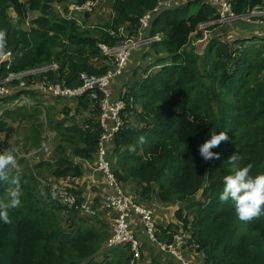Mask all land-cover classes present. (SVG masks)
<instances>
[{"label":"trees","instance_id":"1","mask_svg":"<svg viewBox=\"0 0 264 264\" xmlns=\"http://www.w3.org/2000/svg\"><path fill=\"white\" fill-rule=\"evenodd\" d=\"M86 1L0 0V30H6L5 54L11 53L10 61L0 65V76L57 63L59 73L49 74L50 80L78 88L81 74L101 76L109 68L99 65L108 60L99 44L125 40L119 29L137 31L140 19L165 0H112V20L95 31L58 16L53 8L57 3ZM231 4L236 15L264 9V0H232ZM11 9L18 14L20 26L11 20ZM27 17L31 21L26 30L21 25ZM217 18L215 7L193 0L164 10L154 19L150 35L161 39L151 43V51L158 59L146 72L157 69L129 90L133 102L127 100L121 112L123 123L113 138V174L120 184L134 182L145 201L155 197L163 203L186 204L175 212V223L157 225L158 240L171 243L179 222L190 233L189 244L202 255L200 264H264V212L241 221L234 203L219 199L223 178L231 173L227 161L233 154L241 157L240 166L252 164L251 176L264 174V37L238 38L231 44L212 37L200 59L192 41L203 39L200 25ZM26 95L36 105L7 109L4 118H20V128L28 132L26 149L34 152L36 163L23 157L17 168H11L9 179L0 181V202L5 204L11 202L13 177H19L21 187L20 205L7 209L11 223L0 220V264H130L133 255L128 247L108 250L96 259L109 234L102 229L109 227L94 225L77 209L54 201L58 191L51 186L46 185L44 193L41 188L45 176L70 183L81 178L80 161L95 160L104 132L99 119L103 96L91 100L87 93L70 101L73 105L63 106L62 119L51 120L56 157L42 161L38 143L43 136L37 125L42 123L46 100L35 91H25L0 100V106ZM20 128L0 121L2 151L14 149L9 138ZM211 131L226 132L228 140L212 149L219 159L205 162L199 145L210 139ZM67 190L84 201L73 184Z\"/></svg>","mask_w":264,"mask_h":264},{"label":"built area","instance_id":"2","mask_svg":"<svg viewBox=\"0 0 264 264\" xmlns=\"http://www.w3.org/2000/svg\"><path fill=\"white\" fill-rule=\"evenodd\" d=\"M20 3H26L28 0H18ZM174 0H165L159 3V6L169 7ZM232 0H207L211 6L217 10L218 18L209 23L200 25V30L204 32L203 39L199 41H205L209 33L207 28L212 25L227 24L233 21H242L245 23H257L264 24V9L254 8L248 10L242 15H236L233 12ZM158 7L154 10L156 11ZM98 0H88L84 3H70L66 6H58L54 11L62 17L68 19H74L75 15H90L97 11ZM152 12L146 13L140 19V29L147 27L152 17ZM40 15L38 13L35 18ZM11 20L16 23L19 20L18 14L11 9ZM30 17L26 18L27 23H30ZM28 23V25H29ZM126 27L119 29L120 35H125V40L120 41L114 45H108L101 43L99 48L103 55L107 57L109 68L105 74L101 76L81 74L80 79L82 85L78 88H69L64 86L60 82H53L49 78V74L56 75L59 73V66L57 63L44 64L35 68H28L20 72L8 73L5 76H0V100L11 97L15 93L35 91L41 96H52L55 99H62L72 101L75 98H81L85 94L89 93L91 100H96L99 95L103 96L100 106L102 108V114L100 116V123L103 128V134L99 141L98 153L95 156L94 168L103 173L110 184L115 187L114 194L109 195L103 204L105 210L112 214L111 219V232L108 235L105 247L107 250H111L117 247H128L133 259L130 264H139L143 258V247L140 240L131 228V214L134 213L139 217L141 224L144 226L146 234L149 238L158 243L160 249L164 252L170 253L181 264H199L194 258L188 259L185 256L184 251L196 252L194 247L189 244L190 233H186L181 223H178V231L173 236L171 243L168 241L158 240L156 237L157 222L154 219V211L147 205L139 203L136 199L122 188L113 172L111 171V165L107 160L106 141L112 140L115 133L122 125L121 112L126 108L128 92L124 89L117 101H111L112 90L111 83L118 76L121 75L129 63L131 51L133 48L141 44L153 43L158 41L159 38L148 39H135L124 34ZM111 35H115L113 31ZM264 37V33L261 35ZM11 53L8 52L0 58V65L3 62L10 61ZM132 103L133 100L129 98ZM0 153L2 150L0 149ZM89 162V161H88ZM67 185L62 186L55 193L53 200L57 201L60 205L67 207L69 210L77 209L81 216L84 217H97V210L88 202H79L77 197L68 192L69 187ZM70 182V181H69ZM175 223V222H171ZM169 225V224H168ZM193 255V254H192ZM194 256V255H193Z\"/></svg>","mask_w":264,"mask_h":264},{"label":"crops","instance_id":"3","mask_svg":"<svg viewBox=\"0 0 264 264\" xmlns=\"http://www.w3.org/2000/svg\"><path fill=\"white\" fill-rule=\"evenodd\" d=\"M110 1L112 4V0H110ZM189 1H193V0H174L169 7L161 6L162 7L161 12H163L164 10H167V9L175 8V7L180 6V5H184ZM202 1L207 2V0H202ZM177 3H179V4H177ZM111 4L109 3V0H98V8H97V11L90 18V23H89L90 26L88 27L89 29L94 28V25L91 24V20L94 17V15L95 16L98 15L99 17H101V20H102V19L106 18V15H108L109 11H111V13H112L111 17L114 16L112 8H111ZM58 6L63 7L65 5L60 4V3L54 4V6H53L54 10ZM157 15H155L153 18H155ZM78 16L79 15H75L74 19L77 20L78 25H80V21L78 19ZM153 18L151 19V21L149 22V25L147 27H143L142 29H138L137 31L133 32L132 34L129 31V28L127 29V27H126L124 34H126L127 36H129L131 38H144V37L150 38V37H152L149 35V32L151 31L152 26H153V21H154ZM103 25H107V23H104ZM226 25H227L226 29L230 28L233 25H239L238 28L236 29V31L233 33L234 37H232L231 40L232 39H238V38H241L245 35H248V32H254L255 36H261L264 33V24L245 23L242 21H233V22L227 23ZM229 33H231V32H229ZM143 46H149L150 47V44L149 45H143ZM143 46H141V47H143ZM150 50L151 49H149V51ZM130 59H131V61H129L128 65H130V63L133 60L132 52H131ZM147 59H149V58H147ZM99 65H101V66L102 65H109V63H108V61L103 60V61H99ZM128 65L124 69L123 73L121 75H118L111 83V90L113 93L111 101H117L120 97V93L125 88L124 86L128 85V84L130 85L131 82H133L132 80H136L135 78H137V77H135L132 80H130V78H128V74H129V70L127 69ZM146 66H149L147 60H142V62L139 64V69L143 70V68H146ZM156 69L157 68H153L151 71H155ZM15 95H17V93H15L13 96H15ZM13 96H11V97H13ZM38 97H41L43 99H46V98L50 99L51 102H53L54 104L57 103L56 106L59 108V110H61L63 108V106L61 108L60 107L61 105L58 102L64 103L65 105L66 104L73 105L70 101L62 100V99L57 100L52 96H41L39 94ZM22 99L23 98H18L12 104H9V105L14 106L13 104H15V105H18L20 103L24 104L22 102ZM30 100L31 99H28L27 101H30ZM34 101H36V100H34ZM36 103H37V101H36ZM1 108H8V107H7V105H3V106H0V110H1ZM5 110H7V109H5ZM5 110H4V112H5ZM4 112H3V115L0 117V121L4 120L6 122H9L8 119L4 118ZM12 136H16V135L14 134ZM1 137L2 136L0 135V138ZM12 139H13L12 137L9 138V144L14 147V150H15L14 153H16L17 161L22 159L23 157H27L32 164H35L36 161H35V163H33V160H32L33 159L32 155H34V152H32V151H28V153L26 151L19 152L20 149H18L16 147L17 146L16 140H20V139L24 140V138L20 137V138H16V140L15 139L12 140ZM105 145H106V149H107V160L109 161V163L111 165V171L113 172L114 166L116 164L113 139L106 141ZM2 152H4V151H2ZM80 162L83 166V172H84L83 176L81 178L74 179L71 183L68 181V184H69V186L73 184V186L77 187V190L82 193L84 201L90 203L97 210V217H90V218L86 217V218L91 219L92 223L94 225H96V224L102 225L103 224V225L109 227V228H105V229H106V231L108 229V233L110 234L112 214L109 213L107 210H105V208L103 207V204H104L105 199L109 195H112L115 193L116 189L114 186H112L110 184L107 177L103 173L97 171L94 168L93 162H88L85 160L80 161ZM14 168H17V166ZM50 182H52V183H50ZM65 184L67 185V179H56V178H53L52 176H50V177L45 176L42 178L41 188H45L46 185H49L53 189H55V188L60 189L62 186H65ZM122 188L124 189V191L131 194L136 199L137 202L149 206L154 211V219L157 222V225H160L163 227H167L168 224H170L171 222H176L177 220L175 218V212L179 208L184 207L186 205L185 203H179V202L163 203V202H160L157 199H155V197H152L150 200L145 201L144 199H142L138 195L137 187H136V184L134 182H128L126 184H122ZM130 221H131L132 231L136 234V236L140 240L141 246L143 247V249H142L143 258L139 262V264H155V261H156V264H169L168 258H172L173 260H177L170 253L162 251L160 249L158 243L149 238V236L146 234L145 228L141 224L138 216H136L134 213H132ZM184 253L186 254L185 256L188 259L194 258V260L197 263H199V264L201 263L202 255L200 253L189 252L188 250H185ZM153 261H154V263H152ZM178 262L181 264L180 261H178Z\"/></svg>","mask_w":264,"mask_h":264},{"label":"rangeland","instance_id":"4","mask_svg":"<svg viewBox=\"0 0 264 264\" xmlns=\"http://www.w3.org/2000/svg\"><path fill=\"white\" fill-rule=\"evenodd\" d=\"M109 3L111 4L110 0H109ZM179 3H177V4H179ZM161 10H162V7L160 6V7H158V9L156 11H153L151 19L155 15H157V14L159 15L161 13ZM93 14H90L89 16L88 15H84V16L83 15H79L78 16V19L80 21V25L82 26V29H84V30L88 29V30H91V31L99 30L101 27L104 26L103 25L104 23L108 24L111 21V19L113 18V17H111V14H112L111 11H109V14L106 15V18H104L102 20H101V17H99L98 15H96V16L94 15V17L91 20V24L94 25V28L93 29H89L88 27L90 26V24H89L90 23V18H91V16ZM155 18H153V20ZM151 19H150V21H151ZM18 23H19V20L16 23H14V25L15 26H20V23L19 24ZM28 23H27V21L25 23H23V25H21V28L27 30V28L30 27V23H29V25H28ZM238 26L239 25H233L230 28L226 29V27H227L226 24H218V25H216V28H215L214 32H209L208 34H206L207 38H206L205 41H197V42L192 41V48H194L196 50L199 58L202 59L203 56H204V51H205V48H206V46L208 44L209 39H211L212 37H217L221 41H224V42H227V43L231 44V43H233L234 40H236V39H232L231 40V38L234 37L233 33L236 31ZM151 31H152V29H151ZM151 31L149 32V35H150ZM229 32H231V33H229ZM254 36H255L254 32H248V35H245V36H243L241 38H245L246 37L245 39L250 40V39H253V38L257 37V36L256 37H254ZM148 38L144 37V38H141V39H148ZM135 39H139V38H135ZM149 44H150V47L149 46H143V45H149ZM141 46H143V47H141ZM149 49H151V43L138 45L137 47L133 48L132 51H131L132 52V56H133V60L130 63V65H128V67H127V69L129 70L128 78H130V80H132L135 77H137V78H135L137 81L136 80H132L133 82H131L130 85L128 84V85L124 86L125 87L124 89H126L127 92H128L127 100L130 98V96H129L130 88L132 89L136 83L140 82L148 74H150V72H152L151 70L146 72V70L148 68L152 67L151 65L158 59V56H156L151 50L149 51ZM147 53H149L148 56L146 55ZM147 58H149V59H147ZM142 60H147V62L149 64V66H146V68H143V70L139 69V64L142 62ZM129 61H131V59H129ZM121 93H120V95H121ZM29 98H31V100L27 101ZM34 100L35 99L31 95H26V97H24V99H22V102H24V104H20L18 106H16L15 104H13L14 106L7 105L8 108H1L0 117L3 115V112H4L5 109H10L9 111H17V108L21 107V106H27L28 108L31 109L32 107H34L36 105V101H34ZM45 100H46L45 103L47 105H50V106H47L46 104L42 103L46 107V109L43 111V117L41 119L42 123L39 122L38 125H37V127L40 129V132L42 133V136H43V139L38 144H39L41 160L42 161H51V160L54 159V157H56V153H55L56 148L55 147L57 145V142H56V139H55V133H54L53 128H52L53 125L51 124V120L56 121V120L62 119L63 116L59 113L60 110L56 106L57 103L54 104L53 102H51L50 99H47V98ZM58 103L61 105L60 106L61 108H62V106L65 105L64 103H60V102H58ZM50 108H51V110L47 111ZM23 112H26L24 110V108H23ZM23 112H21L20 114H18L19 113L18 112L17 116L18 117L21 116V114ZM4 116H5V112H4ZM8 121H9L8 125H11V124L14 123L15 127H18V128L22 127V125L20 124V122H21L20 118H17V120H15V121H12L11 119H8ZM27 134H28L27 129L20 128V131H18V133L16 132V134H15L16 136H12V138L15 139V140H16V138H20V137L24 138V140H21V139L20 140H16L17 141V146L16 147L18 149H20L19 152L30 151V150L26 149L28 147V144H29V140H28ZM32 158H33L32 159L33 163H35L36 160L34 158V155H32ZM50 183H52V182H50ZM42 190H43V193H44L45 188H42ZM200 197H201V195L199 194L194 199H199ZM102 230L105 231V227ZM104 247H105V244H104ZM106 251H108L107 248H103V251H101L96 256V259H98V260L101 259L102 255ZM155 263H156V261H155ZM168 263L169 264H180L177 260H173L172 258H168Z\"/></svg>","mask_w":264,"mask_h":264},{"label":"clouds","instance_id":"5","mask_svg":"<svg viewBox=\"0 0 264 264\" xmlns=\"http://www.w3.org/2000/svg\"><path fill=\"white\" fill-rule=\"evenodd\" d=\"M157 37L159 40L161 39L160 35H156L152 38ZM5 46L6 30H0V55L5 54ZM209 135L210 139H206L199 145V154L205 162L213 158L219 159V154L214 153L212 149L218 147L221 142L228 140L226 132H219V134H217V132L211 131ZM14 151V149H9L0 153V181H7L11 168L17 165ZM240 159L241 157L239 155L233 154L227 161V163L232 166L231 173L225 175L223 178L224 187L219 199L221 202L231 200L234 203L235 213L238 218L241 221H250L264 212V174L251 176L250 171L253 167L252 164L240 166L238 163ZM11 184L14 185V187L10 192V205L0 202V220L5 224L11 223L7 209L20 205L19 197L21 195V187L19 177H13L11 179Z\"/></svg>","mask_w":264,"mask_h":264}]
</instances>
